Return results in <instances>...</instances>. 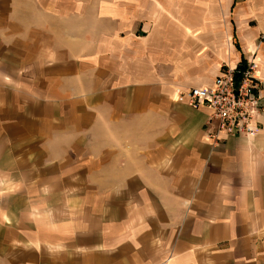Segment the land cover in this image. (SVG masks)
<instances>
[{
    "label": "crops",
    "instance_id": "0c3cea01",
    "mask_svg": "<svg viewBox=\"0 0 264 264\" xmlns=\"http://www.w3.org/2000/svg\"><path fill=\"white\" fill-rule=\"evenodd\" d=\"M237 1L0 0V264H264V109L231 135L176 92L253 59L264 105Z\"/></svg>",
    "mask_w": 264,
    "mask_h": 264
},
{
    "label": "built area",
    "instance_id": "2783aa9c",
    "mask_svg": "<svg viewBox=\"0 0 264 264\" xmlns=\"http://www.w3.org/2000/svg\"><path fill=\"white\" fill-rule=\"evenodd\" d=\"M236 67L222 66L210 86L189 87L176 92L192 106L208 107L217 131L251 135L257 128L255 120L264 109L259 94L260 79L253 59H247L239 69Z\"/></svg>",
    "mask_w": 264,
    "mask_h": 264
},
{
    "label": "rangeland",
    "instance_id": "374dc122",
    "mask_svg": "<svg viewBox=\"0 0 264 264\" xmlns=\"http://www.w3.org/2000/svg\"><path fill=\"white\" fill-rule=\"evenodd\" d=\"M222 1H223V0H217V3H218V2H219V3H222ZM246 1H248V0H238V1H237V5H242V4H243L244 2H246ZM221 15H222L223 17H229V18H232V16H233L232 13H230V14H225V13H223L222 7H221ZM262 35H264V33H263Z\"/></svg>",
    "mask_w": 264,
    "mask_h": 264
},
{
    "label": "trees",
    "instance_id": "16d2710c",
    "mask_svg": "<svg viewBox=\"0 0 264 264\" xmlns=\"http://www.w3.org/2000/svg\"><path fill=\"white\" fill-rule=\"evenodd\" d=\"M243 63H244V59H241V61L238 63L237 65V69L241 68L243 66Z\"/></svg>",
    "mask_w": 264,
    "mask_h": 264
}]
</instances>
